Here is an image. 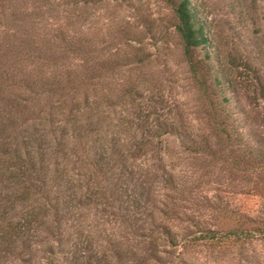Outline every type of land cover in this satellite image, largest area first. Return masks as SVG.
Wrapping results in <instances>:
<instances>
[{
    "label": "rangeland",
    "instance_id": "obj_1",
    "mask_svg": "<svg viewBox=\"0 0 264 264\" xmlns=\"http://www.w3.org/2000/svg\"><path fill=\"white\" fill-rule=\"evenodd\" d=\"M190 1L212 64L230 81L206 87L211 106L188 69L171 0H0V70L52 69L30 53L56 50L58 30L87 40V65L114 61L89 78L112 93L93 92L89 122L77 128L88 160L106 144L113 164L103 174L105 165L69 161L74 198L66 207L60 198L56 216L34 190L33 200L9 195L0 171V264H264V232L252 229L264 221V0ZM13 44L14 62L4 54ZM222 109L229 139L212 120ZM15 110H0L7 127ZM133 144L141 148L130 154ZM86 169L94 177H82ZM167 171L176 177H161ZM47 180L53 197L60 191ZM230 227L246 233L226 244L200 234Z\"/></svg>",
    "mask_w": 264,
    "mask_h": 264
},
{
    "label": "trees",
    "instance_id": "obj_2",
    "mask_svg": "<svg viewBox=\"0 0 264 264\" xmlns=\"http://www.w3.org/2000/svg\"><path fill=\"white\" fill-rule=\"evenodd\" d=\"M171 6L175 16L174 27L181 38L182 52L188 69L202 90L207 103L211 106L215 101L208 98L209 93L207 95L206 87L219 89L223 84L230 85V81L224 78L221 67L217 66L216 68L212 64L208 50L205 49L208 39L204 23L197 15L191 1L171 0ZM58 32L59 44L57 43L56 50L48 51L47 48H44L40 54L33 50L30 53V55L42 59L45 65L48 64V61L54 65L46 73L32 76L29 70L21 69L17 65L13 68L0 70V110L6 107L16 108L12 121H9L12 124L11 128L7 127V123L3 120H0V171L3 177H7L4 187L9 189V195L23 191V194L32 200L35 198L30 192L34 190L38 197L44 198L55 216L60 208L58 204L60 198L62 199L61 204L66 203L65 207L74 198L75 188L72 182L74 173L70 172L71 168L67 165L69 161L77 160L81 156L80 160H85L84 163L87 166L93 167V164H97L95 167L97 172L102 171L105 165L103 174L107 167H111L107 164H113V150L105 147L106 144L99 151L93 149L94 160H88L90 150L83 145L84 140H81L85 134H81L77 129L80 126L82 130L84 125L89 122L93 109L91 106L92 94L96 92L99 95L112 93L110 85L101 81L92 84L89 78L92 76L103 77L104 72L113 65V58H98L89 66L86 64L90 57L87 40L82 36L67 35L63 30H58ZM11 46L6 52L4 51V54L14 62L20 51L15 44ZM197 48H203V53L199 56L194 54ZM75 60L80 62L76 63ZM210 77L213 78V81L207 80ZM123 93H118L117 96L120 98ZM41 97L43 98L41 99ZM227 101H229L228 96L222 95L218 102L219 106H224ZM222 111L218 121L215 116L212 117V120L222 135L229 139L227 126L231 120H228V112L223 109ZM157 125L164 128L173 127V123L165 120L158 121ZM15 127L20 128L18 135L12 131V128ZM174 132L179 136L180 141L187 140L183 131L175 130ZM189 142V144H194L193 139H189ZM133 145L132 149L130 147L127 149L130 154L140 151L139 145ZM252 149L251 146H247L244 154L249 155ZM259 152L261 155L260 150ZM90 163L93 164L90 165ZM122 166L126 165L122 164ZM86 168L88 169V167ZM119 172H122V169ZM126 172L129 173V171ZM82 177L94 176L87 170L85 175L82 173ZM161 177L176 176L171 171H167ZM47 179L55 180L56 189L60 191L53 197L50 196L49 191L45 190ZM4 187L2 188L4 189ZM252 226L253 231L264 232V221H259ZM200 232L207 238L226 244L241 239L246 233V229L230 227L218 234L215 229L207 228L200 229Z\"/></svg>",
    "mask_w": 264,
    "mask_h": 264
}]
</instances>
